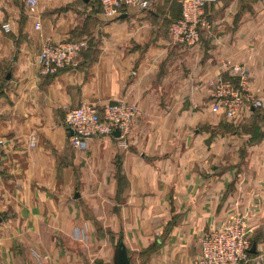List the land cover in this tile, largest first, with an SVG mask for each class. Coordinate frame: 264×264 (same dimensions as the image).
I'll list each match as a JSON object with an SVG mask.
<instances>
[{"label": "crops", "instance_id": "0c3cea01", "mask_svg": "<svg viewBox=\"0 0 264 264\" xmlns=\"http://www.w3.org/2000/svg\"><path fill=\"white\" fill-rule=\"evenodd\" d=\"M151 2L105 20L97 0H0V264H114L120 240L131 264H197L200 237L240 217L264 264V110L212 113L209 86L227 63L262 94L264 0L207 5L191 48L170 43L178 0ZM46 38L85 43L77 65L41 75ZM122 100L125 147L71 148L68 110Z\"/></svg>", "mask_w": 264, "mask_h": 264}, {"label": "built area", "instance_id": "2783aa9c", "mask_svg": "<svg viewBox=\"0 0 264 264\" xmlns=\"http://www.w3.org/2000/svg\"><path fill=\"white\" fill-rule=\"evenodd\" d=\"M30 10L37 7V0H17ZM100 13L105 20L116 18L122 7H134L140 11L151 8V0H97ZM216 0H178L180 18L168 28L172 45L198 47L201 44V30H208L204 9ZM34 30H40V22H34ZM86 47L83 42L54 43L46 38L35 58V64L41 75L55 74L60 70L77 65L79 53ZM228 77L218 76L209 82L211 87V112H223L232 119L245 108L264 110V90L256 94L249 89V70L243 66L224 64ZM137 114L134 104L122 100L107 102L102 106L81 104L68 110L64 125L70 131L69 144L76 151H85L92 139L110 137L117 130L118 139L127 140L131 126ZM5 145L0 138V151ZM30 147L34 146V137H30ZM82 237V236H80ZM199 257L197 264H249L250 230L243 218H235L220 229L202 235L198 241Z\"/></svg>", "mask_w": 264, "mask_h": 264}, {"label": "water", "instance_id": "95a60500", "mask_svg": "<svg viewBox=\"0 0 264 264\" xmlns=\"http://www.w3.org/2000/svg\"><path fill=\"white\" fill-rule=\"evenodd\" d=\"M84 2H88L89 0H83ZM119 132L117 130H115L112 133V136L115 138L119 137ZM254 250V248H252L250 250V252H252ZM114 264H131L130 262V258L128 257L126 248L124 246V244L122 243V241L120 240L116 246V251H115V255H114Z\"/></svg>", "mask_w": 264, "mask_h": 264}, {"label": "trees", "instance_id": "16d2710c", "mask_svg": "<svg viewBox=\"0 0 264 264\" xmlns=\"http://www.w3.org/2000/svg\"><path fill=\"white\" fill-rule=\"evenodd\" d=\"M179 18H180V15H179L178 19H179ZM176 20H177V19H176ZM176 20H175V21H176ZM172 23H173V22H172ZM172 23H171V24H172Z\"/></svg>", "mask_w": 264, "mask_h": 264}]
</instances>
